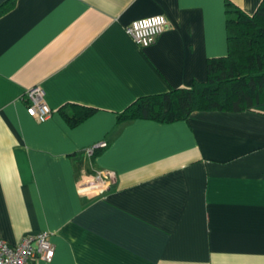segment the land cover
<instances>
[{"label":"crops","instance_id":"1","mask_svg":"<svg viewBox=\"0 0 264 264\" xmlns=\"http://www.w3.org/2000/svg\"><path fill=\"white\" fill-rule=\"evenodd\" d=\"M258 1L0 0V238L49 232L52 260L31 264H264V101L117 122L140 96L204 81L226 55V2ZM155 14L168 26L140 47L124 27ZM35 85L45 121L26 111ZM72 103L96 111L71 126ZM97 171L115 183L79 190Z\"/></svg>","mask_w":264,"mask_h":264},{"label":"trees","instance_id":"2","mask_svg":"<svg viewBox=\"0 0 264 264\" xmlns=\"http://www.w3.org/2000/svg\"><path fill=\"white\" fill-rule=\"evenodd\" d=\"M225 6L226 55L207 59L205 80L140 96L117 113L118 123L135 119L170 123L187 119L195 110L242 111L264 101V0L251 13L231 2ZM6 10L7 5H2L0 14ZM95 111L72 103L71 111L61 114L75 126Z\"/></svg>","mask_w":264,"mask_h":264},{"label":"built area","instance_id":"3","mask_svg":"<svg viewBox=\"0 0 264 264\" xmlns=\"http://www.w3.org/2000/svg\"><path fill=\"white\" fill-rule=\"evenodd\" d=\"M167 26L166 16L155 14L131 21L125 25L124 30L138 46L148 47L156 41ZM24 99L27 103L26 111L31 117L38 121H45L51 116L52 109L46 103L45 91L40 85L29 88ZM106 146L107 142L102 140L91 146L88 152L92 153L96 148ZM114 183L113 171H97L91 179L79 185V190L102 191ZM53 255L54 245L47 231L24 235L16 244H9L0 238V264H31L35 259L50 262Z\"/></svg>","mask_w":264,"mask_h":264},{"label":"bare ground","instance_id":"4","mask_svg":"<svg viewBox=\"0 0 264 264\" xmlns=\"http://www.w3.org/2000/svg\"><path fill=\"white\" fill-rule=\"evenodd\" d=\"M96 186V185H95Z\"/></svg>","mask_w":264,"mask_h":264}]
</instances>
